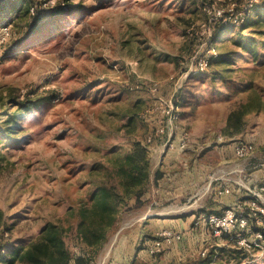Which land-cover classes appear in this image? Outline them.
<instances>
[{
    "label": "rangeland",
    "instance_id": "374dc122",
    "mask_svg": "<svg viewBox=\"0 0 264 264\" xmlns=\"http://www.w3.org/2000/svg\"><path fill=\"white\" fill-rule=\"evenodd\" d=\"M232 2L241 0L219 5L227 10ZM37 11L40 32L29 34L27 21ZM250 23L214 44L230 53L231 70L213 78L211 66L203 83L192 75L199 59L210 57L215 25L199 0H26L17 10L0 11V246L6 252L27 246L53 223L67 229V246L79 253L74 209L104 175L112 151L124 153L140 142L149 152V199L142 210L132 202L121 210L92 264H114L121 252L135 250L130 243L140 235L139 224L161 219L139 220L146 212L174 221L196 214L188 230H180L182 239L165 242L159 254L195 241L198 233L205 239L192 242L188 254L177 252L170 260L157 254L153 263L264 264L260 253L213 239L203 222L225 208L216 178L225 174L246 183V174L264 168V24ZM248 38L255 40L253 53L236 44ZM198 83L203 101L195 109L178 106V120L168 123L163 110L179 102L182 91L195 93ZM256 97L260 109L245 116L243 131L226 135L233 102L254 104ZM26 98L40 105L19 112L16 100ZM11 116L9 130L5 120ZM161 125L162 134L156 132ZM238 141L253 146L245 158L234 154ZM158 170L162 178L154 186ZM147 233L143 238L158 235Z\"/></svg>",
    "mask_w": 264,
    "mask_h": 264
},
{
    "label": "trees",
    "instance_id": "16d2710c",
    "mask_svg": "<svg viewBox=\"0 0 264 264\" xmlns=\"http://www.w3.org/2000/svg\"><path fill=\"white\" fill-rule=\"evenodd\" d=\"M22 1L26 0H0V11L2 12L7 7L17 10L20 8ZM25 14L30 15L31 13L27 10ZM38 14V11L34 12L27 21L29 34L40 32L41 26L37 23ZM252 14L256 15H254L253 19H250ZM249 22H251V26L264 24V4L252 9L246 15L242 26L244 27ZM232 28H234L232 25L223 24L222 22L217 23L215 26L214 44H218ZM228 40L226 37L225 41ZM254 41L253 38H248L245 42L236 41V44L242 46L245 51L253 53L252 43ZM216 47L217 55L210 57L211 76L217 78L219 75H223L225 78L224 74L231 70V55L229 52H220V47ZM192 78L197 82L204 83L205 81L203 71L196 70ZM201 86L202 83H198L195 93L191 89L182 91L181 99L175 104L180 106L182 110L197 108L204 99L201 95ZM257 98H255L254 102L256 103L254 104L252 101H247L246 103L245 99L233 102L231 109L227 113L226 124L223 129L226 135L232 137L243 131L246 126L245 116L251 111L260 109V102ZM40 102L26 98L19 101L16 100V105L20 112L30 104L39 106ZM14 120L12 116L7 117L5 120L9 130H12L15 125ZM161 178L162 173L158 170L154 174L153 185L157 186ZM151 185L149 152L144 145L140 142L134 143L124 153L114 149L112 156L108 159V167H106L104 175L94 184L89 197L80 202L74 209L77 217L74 227L75 239L81 251L73 254L68 248L65 238L67 229L64 230L57 224L48 223L43 227L38 238L27 246L14 247L7 252L5 247L0 246V264H92L118 224L121 210L128 208L131 202L133 203V209L143 206L149 199ZM157 254L159 252L152 255L157 256ZM203 262L204 259L200 261V263ZM131 264L146 263L132 262ZM184 264L195 263L186 262Z\"/></svg>",
    "mask_w": 264,
    "mask_h": 264
},
{
    "label": "built area",
    "instance_id": "2783aa9c",
    "mask_svg": "<svg viewBox=\"0 0 264 264\" xmlns=\"http://www.w3.org/2000/svg\"><path fill=\"white\" fill-rule=\"evenodd\" d=\"M204 12L209 16L211 24L216 26L217 23L229 24L234 27H241L246 15L254 8L262 5L264 0H241L240 4L230 3L229 9L222 8L219 2L223 0H199ZM7 33L5 28L1 35ZM5 37L0 38V43ZM210 57L216 56L217 47L210 45L208 50ZM210 57L200 58L196 65L197 71H205L210 64ZM157 87L152 89L157 92ZM168 119V123H175L179 118V107L170 102L168 107L163 110ZM157 133H164V125L156 129ZM188 137L187 133L182 134L179 141L180 147L185 148ZM173 146V145H172ZM253 150L251 143L238 141L234 147V154L237 158L247 157ZM229 189L219 193H229ZM249 198L243 200L239 198L237 202L224 209L220 214H208L203 218L206 227L209 229L211 236L216 241L229 240L239 249L248 253H260L264 255V184L249 189ZM183 233L175 230H164L158 233L148 245V252L156 254L161 251L165 242L180 240ZM218 244V243H216ZM202 254H205L203 252Z\"/></svg>",
    "mask_w": 264,
    "mask_h": 264
},
{
    "label": "crops",
    "instance_id": "0c3cea01",
    "mask_svg": "<svg viewBox=\"0 0 264 264\" xmlns=\"http://www.w3.org/2000/svg\"><path fill=\"white\" fill-rule=\"evenodd\" d=\"M258 171L261 173H257ZM258 171L254 174L252 173V175L250 174L249 175L250 177H248V175L246 174L245 175V178L247 181L246 183H239V182L233 181L232 178L225 177V174H223L222 177L220 176V177L216 178V180H220V181L218 182L219 185L217 187H215L216 188L215 192H217L219 195H221L220 197H223V203L225 204L224 205L225 208L230 206V205L235 204L239 198H241L243 200H247L249 198V196H248L249 189L257 188V187L264 184V168H260V169H258ZM222 179H224V182L221 183ZM225 189H229L230 192L229 193H222V194L219 193L220 191H224ZM153 194H154V192H153ZM224 196H226V197H224ZM143 206H141L139 208L142 210ZM152 215H158L159 217H161V219L149 220L146 222L143 221L144 219H146ZM195 215L196 214L193 213L191 216H189L187 218L179 219L180 221H176L178 219H176L174 221L172 219H167V218L163 217V216H167V215L159 214L157 212H154V214L152 212H146V213L142 214L139 217V220L143 221V223L139 224V229H138L139 231L138 232L140 233V235L136 236V238L133 239V243L132 242L130 243L131 246L135 248V250H133L132 252H128V253L121 252L118 255V259L116 260L117 264H131L132 262L152 264L153 262L156 261V258H158V257L153 256L147 250L148 244H150L152 242V240L148 239V237L143 238L144 234H148L147 230H149L150 233L152 232L154 234L159 233V232L164 231V230H175V231L186 230L187 231L188 227H190L189 224H191L193 222L192 218H194ZM185 234H184V236H185ZM193 234H194V230H193ZM200 235L201 234H199V233L196 234L197 239L195 241L193 239L189 238L190 240L188 243L184 242L183 244H181L179 246L176 243L173 244L171 251L164 249V251L161 254H159V258L161 259L163 257L166 259L168 258L170 260L173 256H176V254L181 253L182 251L185 252V254H188L189 251L193 250L192 242L193 243H195V242L203 243V241H205V239L200 237ZM208 239H209L208 243L214 242V240L212 238L209 237ZM176 247H178L177 251H175ZM136 248H137V250H136ZM187 258H190V256H187ZM177 259H179V258H177ZM116 262H114V264ZM166 263H168V262H166Z\"/></svg>",
    "mask_w": 264,
    "mask_h": 264
}]
</instances>
